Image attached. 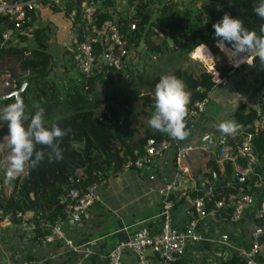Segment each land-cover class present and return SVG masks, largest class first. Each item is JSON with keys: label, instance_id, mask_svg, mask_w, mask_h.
<instances>
[{"label": "trees", "instance_id": "obj_1", "mask_svg": "<svg viewBox=\"0 0 264 264\" xmlns=\"http://www.w3.org/2000/svg\"><path fill=\"white\" fill-rule=\"evenodd\" d=\"M100 1L101 7L97 8L94 15L98 24L106 19H113L111 9L115 3L114 0ZM128 1L130 4L137 2L131 6L132 13L126 18L124 16L119 18L118 21L123 24L133 22L136 24V29L127 31L126 26H122L125 38L133 46H138L143 41L144 48L155 55L170 53L180 58L189 54L192 56L194 52V59L207 64L213 55L208 50L198 49V46L204 44L207 49L210 48L215 52L213 24L220 21L225 13L243 20L249 30L255 31L258 35L262 34L260 27L264 24V19L254 12L260 0L221 1L215 9H186L182 12L178 11L175 3L171 1L162 4L155 2L154 6L151 5L152 0ZM61 5L62 7H58L51 4L43 8H50L65 16L73 7L80 10L81 0H66L61 2ZM154 7L155 14H153ZM35 20L36 17L33 16L28 25L32 26ZM7 24H9L8 19L0 15V38L1 28ZM51 34L49 24L36 26L32 29L31 41L21 33L18 36V44L0 48V62L10 58L17 63L15 71H18V74L5 75L4 79L2 78L3 84L5 82L12 84L6 94L18 90L24 84L25 87L18 98L23 99L29 117L37 111L34 105L39 104L45 110L46 126L57 122L62 128L71 129L61 143L64 156L62 161L49 163L47 157L49 150L44 148L45 159L37 167H26L23 173L15 174L12 178H9L7 166L3 163L1 165L0 223L5 216H8L6 225H17L20 220L18 214H24L34 222V229L30 233V239L33 241H40L49 233L46 224H54L58 218H65L59 197L69 187L76 185L78 188H83L93 182L102 184L121 171L122 166L134 157L135 149L142 151L146 138L160 139L166 135L153 129L145 130V135L142 137L134 136L132 128L138 119L133 111L131 98L127 95L130 89L134 93L135 85L148 86L154 94L155 85L162 76L158 75L157 69L147 77L142 72L133 73L132 69L127 67L111 68L106 75L90 77L80 75L79 81L75 83L65 82L56 76L55 59L48 51ZM64 54L63 67L69 70L76 65V60L69 49ZM254 59L257 60V57ZM196 64L200 66L199 63ZM216 69L221 77L237 72L230 66L216 65ZM168 75H175L187 85V90L192 94L189 107L195 100L205 99L213 86L210 74L205 71L185 73L177 68ZM259 82L260 88L264 87V69ZM137 98L145 107L144 115L151 118L154 98L148 95ZM15 99L14 96H10L1 100L0 108L13 103ZM259 117L260 113L258 114L254 108H246L242 105L233 113L232 120L241 125L239 131L252 132ZM7 134L8 132L4 135ZM226 137L232 143L235 134ZM253 144L257 158H262L264 129L257 130ZM6 154L10 153L4 146L0 150V159L3 155L4 158L7 157ZM199 171L203 177L211 180L213 173L217 175L211 192L205 194L211 200L225 198L233 192L247 191L244 184L234 181V171L228 161L216 163L208 159L201 165ZM75 179L79 180L78 184L72 183ZM202 192L196 194H204ZM172 264H181V262ZM220 264L246 263L237 255H233Z\"/></svg>", "mask_w": 264, "mask_h": 264}, {"label": "crops", "instance_id": "obj_2", "mask_svg": "<svg viewBox=\"0 0 264 264\" xmlns=\"http://www.w3.org/2000/svg\"><path fill=\"white\" fill-rule=\"evenodd\" d=\"M168 1L175 3L177 10L182 12L186 9H215L221 1L230 0H155L157 4ZM126 10L127 7L124 9L114 6L111 9L113 18H121ZM64 19L63 15L59 17L51 9H37L34 27L50 25L52 34L48 51L55 59L56 76L65 82L75 83L79 81L76 65L69 70L63 67L64 52L67 49L76 60L75 50L70 45L69 23ZM61 22L67 27H62ZM241 56L243 57L237 53L232 61L237 63L236 59ZM242 59L245 60L244 57ZM257 63L259 64L250 65L244 71L235 69L236 73L231 72L223 77L226 79L225 85L212 86L206 113L198 121H189L190 136L178 141V146L167 155L156 157L150 167L141 171L121 170L116 176L104 181L101 185L102 198L92 206L88 221L73 223L64 218L60 222L66 235L75 243L96 241L91 255L80 259L79 253L69 251L60 241H33L30 239L31 234L21 232L16 225H6L3 220L0 223L5 225L3 228L0 226V264H107V251L117 242L132 237L139 228L145 226L152 232L159 231L157 215L161 210L162 193L173 181L179 168H184L187 172L183 181L171 193L175 200L180 201L174 209V225L182 228L186 223L193 194L199 191L209 194L213 182L217 180L216 173H213L211 180L203 177L199 171L208 159L221 163L217 156L224 135L218 131L217 125L232 120L233 113L242 105L254 108L257 112L258 108L261 107L260 112L263 109L264 87L260 88L259 80L264 64L260 61ZM184 145H191L193 149L179 165L176 152ZM257 160L256 173L248 186L255 198L254 205L237 222L228 220L225 213L210 214L200 221L197 230L203 239L187 245L181 264H220L237 255V250L249 246L250 233L256 227L253 214L264 193V155ZM122 260L125 264H135V256L130 252H126ZM258 260L260 264H264V250L258 254Z\"/></svg>", "mask_w": 264, "mask_h": 264}, {"label": "built area", "instance_id": "obj_3", "mask_svg": "<svg viewBox=\"0 0 264 264\" xmlns=\"http://www.w3.org/2000/svg\"><path fill=\"white\" fill-rule=\"evenodd\" d=\"M63 1L66 0H0V15L6 17L9 22L7 26L1 28L0 48L18 44V36L21 33L30 38L36 20L33 21L32 26L28 23L31 22L33 16L37 18V9L48 7L51 4L62 7L61 2ZM99 7H101L100 0L95 2L94 0H81L80 10L73 7L64 16V20L69 23L70 45L75 50L76 68L79 76L106 75L111 68L119 69L132 64L130 53L133 45L127 42L122 26L125 25L127 31H133L136 29V24L133 22L123 24L115 19H106L98 24L94 15ZM237 60V63L227 61L230 62V65L227 63L228 66L232 69H239L245 60ZM207 72L216 77L214 82L211 76L215 86L226 84V79L220 76L218 70H214V73L212 68L211 70L208 69ZM6 85L12 86L11 83H6ZM209 100L208 94L205 99L195 100L191 104L187 117L188 123L189 121H198L206 113ZM187 129L191 133L189 125ZM259 129H264V106L254 125V131H238L232 143L226 136H223L221 138L223 144L219 148L217 156L219 161L231 163L234 181L238 184H244L247 189L246 192H233L219 200H211L205 194H193L190 199L186 223L182 228H177L174 225L173 217L175 206L178 203L177 200L173 199L171 192L175 186L183 181L187 172L186 169L179 168L180 170L173 181L166 186L162 193L161 210L157 215L160 225L159 231L152 232L145 226L139 228L132 237L117 242L107 251L105 255L107 264H125L122 257L126 252L135 256V264H172L179 262L184 258L189 243H197L203 239L197 230V226L208 215L225 213L228 220L239 221L255 202L254 195L248 190V186L256 173L258 160L253 138ZM177 143V140L172 139L167 134L160 139L148 137L143 143L142 151L135 149L134 157L128 160L121 170L135 169L141 171L150 167L156 157L167 155L175 146H178ZM192 149L191 145L180 146L177 149L176 158L179 165ZM204 149L205 147H203ZM72 183L78 184L79 180H72ZM101 185L93 182L83 188H78L76 185L69 187L59 197L65 219L67 218L73 223L88 221L92 206L102 198ZM18 217H20L16 225L18 229L30 234L34 229V222L22 213L18 214ZM253 217L256 227L250 233L249 246L237 250V256L246 264H260L258 254L264 250V193ZM8 219V216L4 217V221ZM61 221L63 219L58 218L54 224H46V228L50 231L40 242L60 241L65 244L69 251L79 253L80 259H85L91 255L94 252L96 241L75 243L59 225Z\"/></svg>", "mask_w": 264, "mask_h": 264}, {"label": "clouds", "instance_id": "obj_4", "mask_svg": "<svg viewBox=\"0 0 264 264\" xmlns=\"http://www.w3.org/2000/svg\"><path fill=\"white\" fill-rule=\"evenodd\" d=\"M254 12L264 19V0H260ZM213 28L217 46L222 51L246 54L244 62L252 66L254 64L249 63V57L254 54L264 64V24L260 27L262 34L258 35L246 28L243 20L225 13L220 21L213 24ZM198 47L205 51L207 49L204 44ZM191 96L183 80L175 75L161 76L155 85L154 111L148 121L150 127L174 140H186L190 136L187 117ZM34 107L37 111L31 117L27 114L22 98H16L13 103L0 108V125L7 124L8 127L6 142L10 150L9 178H12L13 173H23L26 167H37L45 159L44 148L49 150V163L60 162L64 158L61 143L71 129L62 128L57 122L46 126L45 110L39 104ZM240 128L241 125L235 120L223 121L217 125L218 131L225 136L236 134Z\"/></svg>", "mask_w": 264, "mask_h": 264}, {"label": "rangeland", "instance_id": "obj_5", "mask_svg": "<svg viewBox=\"0 0 264 264\" xmlns=\"http://www.w3.org/2000/svg\"><path fill=\"white\" fill-rule=\"evenodd\" d=\"M114 6L115 7H121L127 10L126 12H124L123 16L126 18L129 16V14L132 13L133 11V7L135 3L130 4L128 0H114ZM140 1H146V0H140ZM153 3H151V5H155V0H152ZM137 2V1H136ZM46 9V8H45ZM56 14L59 15V17L62 16V14L60 12H55ZM153 14H155V7L153 8ZM113 15V14H112ZM123 16H121V18H123ZM113 19L118 20L116 17H114ZM61 26L62 27H67L63 22H61ZM32 39V33H31V37L30 39H28L29 41H31ZM215 45V43H214ZM231 49V45L228 46ZM209 48V47H208ZM201 49V48H198ZM208 51H210L213 55L212 59H209L208 63H204L201 62L200 60H196L193 58L194 52L191 56V54L186 55V56H182L180 58H178L177 56H173L170 53H164V54H151L149 53L144 46H142L141 48H139V45H135L133 46V49H131V53H130V59L132 61L131 66H126L128 69H132L133 73H139L142 72L143 75H147L151 76L153 74V71L155 69H157L158 71V75H168L170 72H173L175 69H180L181 71H184L185 73H192L193 71L199 73L200 71H205L207 72L208 69H212L213 68V72L216 69V65H221V66H228V64L230 65V60H234L235 57H237V53H233L231 51L229 52H225L223 53L221 51V49L217 48V45H215V52H213L210 48L206 49ZM196 51V50H195ZM176 55V54H175ZM243 56L246 57V54H242ZM254 54L252 56L249 57V63L257 65L259 63V58L257 57V60L254 59ZM243 57L241 56L240 58L237 59H242ZM253 58V59H252ZM229 59V60H228ZM236 59V60H237ZM196 63H199V65H197ZM228 63V64H227ZM17 63H15L14 61H12L10 58L9 59H5L4 61L0 62V96L2 95H6L7 91L9 90L10 86H7L5 83V85L3 84L2 78L4 79L5 75H10L13 76L14 73L18 74L17 70ZM250 67L249 64L245 63L241 64V71L245 70V68ZM207 69V70H206ZM240 72V70H239ZM208 73V72H207ZM215 73V72H214ZM210 74V73H209ZM213 77L214 82L216 81V77H214L212 74L210 75V77ZM10 80V79H8ZM211 82L214 85L212 78H211ZM258 90V88H257ZM133 91L137 96H141V95H148L149 97L154 98V94L151 91V88L148 86H142V85H135L133 87ZM131 89L127 92V95L131 98V102H132V106H133V111L137 114V122L134 124L132 131L134 133V136L139 138L142 137L143 135H145V130L147 131H152L153 128L150 127L148 121H149V117L144 115V105L141 103V101L137 98V96L134 94ZM257 94V91L255 90V95ZM261 108V107H260ZM129 122L133 123V121L131 119H128ZM6 124H2L0 125V150L2 147L6 146L7 147V151L9 150L8 146H7V142H6V135H4L6 132H8V127H6ZM10 153V150H9ZM4 158V155L1 157L0 159V168L2 163L4 165H6V169L8 172V169H10V161H9V155L6 154ZM1 173V170H0ZM9 175V173H8ZM15 175V173H13V176ZM0 181H1V177H0ZM3 221V220H2ZM5 224V223H4ZM2 225V224H1ZM0 225V226H1ZM5 225H2V228ZM22 232V231H21Z\"/></svg>", "mask_w": 264, "mask_h": 264}, {"label": "water", "instance_id": "obj_6", "mask_svg": "<svg viewBox=\"0 0 264 264\" xmlns=\"http://www.w3.org/2000/svg\"><path fill=\"white\" fill-rule=\"evenodd\" d=\"M144 45V42L143 41H141L140 42V45L139 46H143ZM25 87V85L23 84L18 90H14V91H12V92H10L9 94H6V95H2V96H0V101L1 100H4V99H6L7 97H10V96H14L15 98H18L19 97V94H20V92H21V90L23 89ZM258 114L260 113V108H258Z\"/></svg>", "mask_w": 264, "mask_h": 264}, {"label": "bare ground", "instance_id": "obj_7", "mask_svg": "<svg viewBox=\"0 0 264 264\" xmlns=\"http://www.w3.org/2000/svg\"><path fill=\"white\" fill-rule=\"evenodd\" d=\"M244 59H246V58H244ZM232 61V60H231ZM250 61V60H249Z\"/></svg>", "mask_w": 264, "mask_h": 264}]
</instances>
